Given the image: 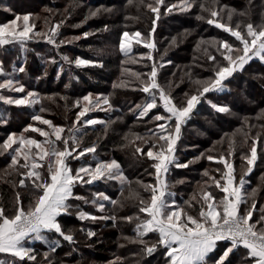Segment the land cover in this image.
I'll list each match as a JSON object with an SVG mask.
<instances>
[{
	"label": "trees",
	"instance_id": "trees-1",
	"mask_svg": "<svg viewBox=\"0 0 264 264\" xmlns=\"http://www.w3.org/2000/svg\"><path fill=\"white\" fill-rule=\"evenodd\" d=\"M149 3L154 4V0H133L131 4L128 0H0V23L10 22L16 16L29 15V24L35 25L33 32L47 33L51 27L64 20L57 36L58 47L47 43L46 38L41 37H34L23 46L20 43L17 46L0 45V60L5 71L0 75V81L13 79L25 88L24 93L5 89L8 97L20 99L29 91L38 93L40 97V103L34 105L17 106L5 102L0 105V143L13 133L43 141L44 137L38 133L31 130L27 133L23 131L32 123L51 131L47 125L32 120L35 114L47 117L54 125L63 127L65 129L63 138H68V130L73 127L76 115L80 111V108L75 106L76 101L81 100L83 104L82 97L89 93L94 97H100L101 100L107 97L111 107L101 103L82 118L81 124L76 125L80 130L75 135L81 143L74 155L92 145L96 146V152L86 153L79 159L69 157L68 163L75 170L81 166L95 167L97 163L116 160L121 165L124 176L131 182V188L148 199L150 193L144 192L137 181L144 184L155 183V169L152 167L155 161L135 151L136 147L140 146L146 153L149 147V144L136 139L135 135L148 140L159 133L157 123H165L169 129H173L174 124L168 121L156 122L152 119L156 114L167 115L162 104L151 110L147 116L142 118L139 116L136 106L143 104L147 98V94L140 90V79H146V76L141 75L140 79H137L134 74L149 73L153 64L143 55L147 50L142 43L131 42L130 51L125 55L120 50V42L124 32H128L129 37L136 32H140L142 37L150 33L154 14L146 7ZM176 3H179V0H165V5ZM201 3L213 6V0H195V5L190 11L174 10L172 13H167L166 7L161 6L156 36L157 50L153 54L156 60L154 63L158 68L157 82L178 106H183L191 95L196 94L195 81L213 78L217 63H226L221 55L223 49L218 51L217 46L201 41H227L240 47L239 42L230 33L196 18L198 15L208 17L207 12H201L199 7ZM219 5L235 9L231 22L233 27L241 23L243 30L244 24L251 22L259 25L262 22L264 0H219ZM97 8L110 11H102L91 17L90 11ZM223 15L226 21V13ZM17 24L22 27L23 20L17 21ZM86 32L89 33L87 37L84 36ZM75 36H79L80 39H73ZM60 41L64 43L61 44ZM209 55L215 56L216 61L209 60ZM64 56L69 60L62 59ZM77 57L91 63L78 67L75 64ZM52 60H55V63H51ZM20 67L25 71L19 72ZM202 98L181 128L175 155L180 163L189 161L192 163L187 168L170 166L167 175L170 185L168 194L172 197L170 202H174L175 207L180 206L196 216L202 203L200 201L202 190L211 192L217 200L221 199L224 193L214 184L208 187L207 185L212 182L203 173L207 170L210 176L224 183L222 176L227 171L224 164L218 163L215 159L212 161L206 159L207 155L213 157L224 155L233 165L236 182L239 183L241 178L245 182L242 196L247 203L241 205L242 209L251 206L253 200L250 194L253 189L257 190L253 221L257 220L261 215V209L264 208V118H258L264 113V61L251 60L243 71L236 72L234 76L224 81L223 90L209 92ZM209 101L218 106L228 107L230 111L220 113L211 107ZM41 107L46 110L40 112ZM46 114L48 116L45 117ZM86 119L105 123L82 127ZM257 134L260 135L256 145L258 159L252 166V171L247 173V161L241 157H250V148ZM125 136H128L127 140ZM230 140L235 141L234 152L231 155L228 154ZM56 145L63 148L60 141H57ZM69 145L71 147V141ZM201 153H204V157H201ZM197 157L201 158L195 161ZM38 162L45 164V168L40 171L47 176L46 161ZM10 164V154L0 155V207L5 209L8 216L15 214L17 192L20 193L24 207H27L37 195L31 180H25L26 187L19 186V180L25 178L20 173L27 170L20 169L18 173L9 169ZM181 180L183 183H177ZM128 190L129 185L122 186L118 180L101 179L91 184L77 183L73 188L74 195L85 197L88 203H84L83 200H70L71 214L59 217L64 230H72L75 243L70 244L54 233L46 234L49 241L59 240L60 246L55 252H50L44 242L37 241L27 246L35 250L36 261H29L27 258L21 261L18 257L4 255L3 262L167 264L168 258L163 246H157L152 254H148L145 244L132 242L139 239L135 231L138 221L134 219L129 222L124 217L140 215L143 218L145 214L138 212L137 201L125 199ZM121 191L124 193L123 196ZM100 192L111 199L121 201L122 206L101 200L99 202L104 204V211H98L92 200L95 194ZM194 194L197 200H191ZM190 200L192 207L185 203ZM78 210L97 217L114 216L116 219L81 221L77 218ZM89 230L96 235L89 238L87 236ZM157 239L155 233L143 237L147 246L156 243ZM226 243L218 242L219 246L210 254L208 264H214ZM46 252L49 253L48 260L44 259ZM245 254L246 250L242 247L234 254H230L232 264H243L242 257Z\"/></svg>",
	"mask_w": 264,
	"mask_h": 264
},
{
	"label": "snow or ice",
	"instance_id": "snow-or-ice-1",
	"mask_svg": "<svg viewBox=\"0 0 264 264\" xmlns=\"http://www.w3.org/2000/svg\"><path fill=\"white\" fill-rule=\"evenodd\" d=\"M128 3H133V0H128ZM194 5L195 0H179V3L171 5H165V0H154V4H147L146 7L155 14V19L152 21V32H155L156 21L160 18L161 6L166 7L167 13H172L174 10L188 12ZM199 7L202 13H208V17L198 15L196 17L198 20L205 21L209 25H214L216 28L230 33L239 42L240 47H236L227 41H201V43H211L212 46H217L218 51L223 49L221 55L226 63H217L213 78L195 81L197 85L196 94L191 95L183 106H178L174 103L171 95L157 82L158 68L155 63H153L149 73L134 74L137 79H140L141 75L146 76V79H140V90L147 94V98L143 104L136 106L139 110V116L141 118L147 116L151 110L157 109L162 103L167 115L156 114L152 119L156 122L168 121L174 124V128L169 129L165 123H157L156 127L160 129L159 133L148 140L133 134L136 139L149 144L146 153L140 146H137L135 151L155 161L152 165L155 169V183L144 184L142 181H137L144 192L150 193V197L145 199L140 192L131 188V182L124 176L121 165L116 160L97 163L95 167L91 165L81 166L75 170L70 167L68 163L69 157L79 159L86 153L96 152V146L92 145L74 155L81 143L80 139L75 135L80 130L76 125L81 124L82 118L94 108L99 107L101 102L111 107L107 97H104L101 101L100 97L93 98L92 94L89 93L82 97L83 104L81 100L76 101L75 106L80 108V111L76 115L73 127L68 130V138H63L62 134L65 131L63 127L56 126L52 121L35 114L32 116V120L38 121L41 125H47L51 131H46L30 124L24 129V132L27 133L31 130V132L38 133L39 136L44 137L43 141L23 134L17 136L13 133L3 143H0V155L5 153L11 155L9 169L18 173L20 169L27 170L24 173H20L25 178L19 180V186L26 187L25 180H31L32 187L37 193L28 206L24 207L20 193L17 192L15 214L13 216L6 215L5 209L0 207V253H10L21 261L25 260V258L29 261H36L35 250L25 247V242L28 239L42 241L48 245L50 252H55L60 246L59 240L49 241L46 236V234L52 233L62 237L64 241L70 244L75 243L72 230L65 231L59 220L62 215L71 214L69 211L72 207L69 203L70 200H83L84 203H88L85 197L74 195L73 188L77 183L91 184L97 180L107 179L118 180L122 186L128 184V196L125 199L137 201L138 212L145 214L143 218L140 215H136L135 217L127 216L124 219L129 222L134 219L138 221L135 231L139 239L132 242L145 244V250L148 254H152L157 249V246H163L166 249L167 264H208L210 254L214 253L219 246L218 242L224 241L227 243L222 249V254L214 260V264H232L230 254H234L241 247L246 250V254L242 257L243 264H264V208L261 209L259 219L253 221V212L256 209L254 199L257 192L256 189H253L250 194L253 200L251 206L246 209L241 208L242 204L247 203L241 193L245 182L241 178L239 186H234L233 165L225 159L224 155L219 157L206 156L209 161L215 159L218 163L224 164V168L227 169L222 176L224 183H221V180L216 179L214 176H210L207 170L203 173L212 182L207 185L208 187L214 184L216 188L224 193L221 199L217 200L211 192L202 190L200 195L202 203L198 215L193 216L180 206H176L174 210L173 206L165 198L170 187L166 179L170 166L187 168L192 163V161L180 163L176 158L175 152L177 142L180 139L182 125L190 118L193 109L200 103L201 98L205 97V94L222 90L224 81L232 77L234 73L243 71L245 65L253 57L264 61V13H262V22L259 25L249 22L244 24L243 30H241V23H237L235 27L231 23L235 9H230L227 5L220 6L219 0H213L212 7L204 3H201ZM7 11L11 10L7 9ZM102 11H110V9L97 8L95 11H90L89 15L95 17ZM224 13L227 15L226 21H224ZM243 14L240 13V15ZM29 18V15L16 16L10 22L0 23V45L18 42L23 46L28 40L34 37H41L46 38L47 43L59 46L57 36L59 28L64 24V20L51 27L47 33H41L33 32L35 25L29 24ZM21 19L23 20L22 27L17 24V21ZM104 30L106 31L107 27ZM88 35L89 33H84L85 37ZM131 35L137 44L143 43L145 48L155 49V43L151 39L141 40L140 32ZM151 35L152 33H149V37ZM129 36L128 32H124L120 42V50L125 55H128L131 48ZM73 39H80V37H74ZM60 43L62 44L64 41H60ZM146 58L148 60L153 59L150 53ZM208 58L216 61L215 56L209 55ZM62 59L65 61L69 60L67 56L62 57ZM51 63H55V60H52ZM90 63V61L79 57L75 59V64L78 67L87 66ZM18 71L24 72L25 69L20 67ZM2 74H4V69L2 62H0V75ZM0 89H7L17 93L25 92L24 86L13 79H5L0 83ZM185 95L187 96V94ZM0 100L17 106L40 103L39 94L31 91L20 99L0 95ZM209 103L212 108L220 113L230 111L228 107L212 104L211 101ZM45 110L44 107L40 108V112ZM258 118H264V113ZM97 123L103 124L105 122L86 119L81 126L95 125ZM53 136L55 137L54 140L52 139ZM245 136H247V133H245ZM125 139L127 140L128 136H125ZM259 140L260 135L257 134L250 148V157H241V159L247 161V173L252 171V166L258 159L256 145ZM57 141L62 143V149L57 147ZM69 141L72 142L71 147ZM234 143V140L229 141V155L234 152ZM201 157H204V153H201ZM201 157H197V159ZM21 160H23V163H21ZM38 161H46L47 176L40 171V169L45 168V164ZM217 171L219 170L217 169ZM177 183H183V181H177ZM121 195H124L123 191H121ZM101 200L122 206L121 201L111 199L103 192L96 193L92 203L97 205V210L100 212L104 211V204L99 202ZM191 200H197V196L194 194ZM191 200L185 202L188 207L193 206ZM77 218L81 221L116 219L114 216L97 217L80 210L77 212ZM149 233H155L158 237L156 243L151 246H147L143 240V237ZM95 235L96 233L91 230L87 232L89 238ZM48 257L49 253H44V259L48 260ZM0 264H5V262L0 261Z\"/></svg>",
	"mask_w": 264,
	"mask_h": 264
},
{
	"label": "rangeland",
	"instance_id": "rangeland-1",
	"mask_svg": "<svg viewBox=\"0 0 264 264\" xmlns=\"http://www.w3.org/2000/svg\"><path fill=\"white\" fill-rule=\"evenodd\" d=\"M24 9V8H23ZM154 14V13H153ZM154 19H155V14H154ZM158 30H159V19L156 21V26H155V32L153 33L152 32V29H151V31H150V33H152V35H151V37H149V33L147 34V35H145V36H143L142 37V35H141V40L143 41V40H145V39H151L154 43H155V49H148V48H146V52L143 54L145 57H147V55L150 53L151 55H152V57H153V59L152 60H150L151 62H152V64L154 63V62H156V60H154V52L157 50V43H156V36H157V33H158ZM75 37H79V36H75ZM129 40H130V42H134L135 40L132 38V37H129ZM132 43H131V46H132ZM9 46H17L18 45V42H14V43H10V44H8ZM142 45H143V43H142ZM180 45H182V44H180ZM183 54V53H182ZM142 55V56H143ZM253 59H259V58H257V57H253ZM252 59V60H253ZM251 61V60H250ZM249 61V62H250ZM0 62H2V60H0ZM247 65V64H246ZM245 65V66H246ZM4 69V68H3ZM7 72H10V71H7ZM4 73H5V71H4ZM157 73H158V71H157ZM3 75V74H2ZM235 75V73L233 74V76ZM231 78V77H230ZM3 81H0V83H2ZM223 89H224V87H223ZM222 89V90H223ZM0 95H3V96H5V97H8V94H7V92L5 91V89H0ZM93 98H96V97H94L93 96ZM201 99H203V98H201ZM102 101V100H101ZM202 101V100H201ZM200 101V102H201ZM4 101L3 100H0V105L3 103ZM102 103V102H101ZM162 104V103H161ZM200 103H198L197 105H196V107L195 108H197V106L199 105ZM193 111H194V109H193ZM45 117L46 116H48L47 114L46 115H44ZM44 119H48L47 117L46 118H44ZM49 120V119H48ZM32 126H34V125H37V123H32L31 124ZM34 127H40V128H43L44 129V127H41V126H34ZM24 131V130H23ZM20 134H17V136H19ZM199 159H195V161H198ZM69 165H70V163H69ZM70 167H71V165H70ZM167 175H168V173H167ZM167 175H166V179H167ZM167 182H168V180H167ZM167 196H168V194H166V200H167ZM170 205H172L173 206V209L175 210V203H173V202H168ZM11 216H13V215H11ZM37 241L38 240H33V239H28L26 242H25V247H27L28 245H30V244H34V243H37ZM4 255H11L10 253H0V261H3V257H4ZM108 264H110V263H108Z\"/></svg>",
	"mask_w": 264,
	"mask_h": 264
},
{
	"label": "crops",
	"instance_id": "crops-1",
	"mask_svg": "<svg viewBox=\"0 0 264 264\" xmlns=\"http://www.w3.org/2000/svg\"><path fill=\"white\" fill-rule=\"evenodd\" d=\"M195 109V108H194ZM234 175V174H233ZM235 177V176H234ZM234 186H239V183L238 182H236V180H234ZM243 189V188H242ZM242 189H241V193H242ZM171 199H172V197H171V195H169L168 194V196H167V201L168 202H170L171 201Z\"/></svg>",
	"mask_w": 264,
	"mask_h": 264
}]
</instances>
